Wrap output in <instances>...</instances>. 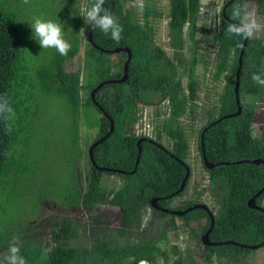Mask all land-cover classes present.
<instances>
[{
  "label": "trees",
  "instance_id": "trees-1",
  "mask_svg": "<svg viewBox=\"0 0 264 264\" xmlns=\"http://www.w3.org/2000/svg\"><path fill=\"white\" fill-rule=\"evenodd\" d=\"M7 2L0 0V94H7L15 115L20 118L25 87L17 81L20 74L18 63L26 46L22 26L12 11H8ZM214 2L208 0L205 7ZM246 2H252L256 15L264 17V0H223L219 21L209 36L208 27L198 24L204 9L200 0H167L166 11L144 0L141 17H138L140 13L133 6L134 0H106L105 10L112 13L123 27L119 43L98 28L94 29L90 37L91 26L82 17L76 20L71 50L66 56L54 53L47 57L41 69L37 70L38 78L42 86L63 100L68 108L72 128L69 135L72 139L77 136L78 110L82 100L88 107L86 117L90 119L91 114L99 117V132L90 141L92 144L109 131L111 120L115 126L114 131L94 148L95 165L88 153L89 169L85 179L81 176L78 183L65 186L66 194L57 199L61 205L58 207L81 208L89 213L93 209L99 212L100 206L108 205L120 209L123 220L118 227L92 230L94 237L89 245L57 244L46 254L42 253L40 242L34 235L33 230L37 226L33 228V223L27 234L21 233L9 238L0 231V264H7L8 249L14 237L18 239L21 255L27 264H138L142 259L155 264L156 253L161 254L164 264H248L245 256L252 249L230 243L203 245L199 240L200 250L192 252L195 257L184 256L179 247L162 246L170 241L167 229H171L175 237L179 236L180 226L175 221L178 218L183 221V228L192 235L195 234L196 228L193 227L197 222L206 220L200 231L202 233L209 226L207 211L195 207L196 203L208 204L200 199V192L195 188L197 199H186L182 203L181 208L188 209L186 213L160 211L150 205V200L162 197L157 204L168 208L172 198H184L187 195L193 177L188 161L189 140L195 134L200 163L210 176L207 191L212 196L218 193L216 212L212 208L215 223L209 239L214 242L233 240L248 245L258 244L264 239V211L247 205V200L264 186V143L259 142L251 131L255 119V101L241 100V95L247 94L264 101V87L257 86L251 80L252 73L264 75V36L247 38L244 46L238 86L241 112L216 121L237 110L235 71L244 39L226 29L230 24H235L229 20L238 24L242 22L243 5ZM92 3L93 0H90L88 7ZM237 11L238 17L234 15ZM151 17L167 18L169 35L172 37L168 43L173 51L171 56L157 45ZM82 28L87 32L85 62L83 67L77 64L72 71H66V67L70 66L69 61L80 50ZM117 47H127L131 54L127 78L124 82L106 83L107 80L118 79L123 75L128 53L126 50L113 51ZM162 59H165L164 63H161ZM199 67L209 71L213 83L226 76L219 92L213 91V88H204L201 78L203 74L197 73ZM83 69L85 81H82ZM184 72L186 77L183 80ZM96 88L93 98L91 93ZM138 104L153 108L151 117L156 123L153 122V134L147 139L155 143L147 139L140 142L139 161L135 171L130 173L135 165L137 140L143 137L132 133L138 119ZM13 119L8 122L0 120V185L6 183L12 173L7 170L10 152L17 145L14 138L16 131H20L19 126L13 129ZM197 122H200V126L195 132L193 124ZM17 123H20V119ZM204 128L202 143L206 159L213 164L223 161L229 164L217 165L213 169L204 166L201 146ZM164 135L169 140L168 144L162 141ZM256 158L263 160V165L250 164L248 161L233 164L238 160ZM187 168L190 169V175L185 189L167 198L180 189ZM105 174L121 177L124 185L106 192L100 186V180ZM255 202L264 208V188L255 197ZM146 209L152 216L139 231L140 239L124 245L120 239L126 237L135 222L138 226L140 218L136 221V217L141 210ZM165 217L169 219L164 221ZM95 221L101 223L99 219ZM49 234L75 237L77 232L65 215L51 221Z\"/></svg>",
  "mask_w": 264,
  "mask_h": 264
},
{
  "label": "rangeland",
  "instance_id": "rangeland-1",
  "mask_svg": "<svg viewBox=\"0 0 264 264\" xmlns=\"http://www.w3.org/2000/svg\"><path fill=\"white\" fill-rule=\"evenodd\" d=\"M206 3L208 0H201ZM213 5H208L202 11V17L199 19V25L208 27L207 36L211 35L212 29L219 21L220 7L223 0H214ZM90 0H29L25 4L24 0H8V11L18 20L22 26L23 42L26 46L23 56L18 63L20 74L17 81L22 82L24 88V100L21 108V115L14 116L12 125L19 126L20 131H16L17 145L10 152V161L7 170H11V178L0 185V231L7 237L27 234L30 231V225L37 226L34 231L36 239L39 240L42 253L46 254L57 244L78 246L89 245L93 240L91 231H100L110 227H118L123 220V213L120 209L112 208L108 205L100 206L99 212L93 209L86 213L81 208H65L61 206L57 199L66 194L65 186L70 183H78V178L82 176L85 179L89 169L88 148L98 134L100 122L96 114H91V118L86 117L87 105L81 102L78 110L77 136L72 139V128L68 117V108L64 101L55 97L52 92L42 86L38 78V69H41L43 61L51 55L58 53L55 49H42L38 42L33 38V32L30 27L34 16H41L46 20H52L59 23L63 29L64 38L71 43L73 41V29L76 20L80 18L81 7L88 8ZM151 6L167 10V0H149ZM242 22L255 20L259 28L254 31L251 37L264 36V17H258L254 11L252 2H246L243 5ZM138 17H141L142 9L136 7ZM83 18V17H82ZM155 27V40L157 45L163 47L169 56L173 54L171 46L168 44L172 40L167 27V18L151 17ZM87 32L83 28L80 32V50L77 56L69 61L70 66L66 71H72L77 64H84V49L87 42ZM115 57V56H114ZM113 58V57H112ZM114 59V58H113ZM165 59L161 60L164 63ZM111 63V61H109ZM112 64V63H111ZM82 81H85V71L82 70ZM183 73V80L186 77ZM197 73L202 75L204 88H213V91H220L225 77L217 82H212L209 78V71H204L200 67ZM109 75V74H108ZM51 90V89H50ZM92 95V93H91ZM214 97V95H213ZM256 98V97H255ZM254 97L247 94L241 95L242 102L254 101ZM153 108L138 104L137 116L140 121H149L152 125L156 120L152 119ZM255 119L251 125L252 135L256 136L259 142L264 143V101L260 99L255 101L254 106ZM20 119V123L17 120ZM192 119H189L190 122ZM191 123V124H192ZM200 123V122H199ZM198 122L193 124L195 132L200 126ZM17 126V127H16ZM136 130V127L134 128ZM232 131V127L230 126ZM162 141L168 144L169 140L164 135ZM190 155L189 164L192 167L193 177L187 195L184 198H172L168 202L166 209H178L180 203L186 199H197L195 190L200 192L201 200L209 203L216 211L218 194L210 195L207 191L209 186V176L204 172L200 163V157L196 146V135L190 136ZM87 167V168H86ZM133 171V170H132ZM131 171V172H132ZM82 179V182H83ZM124 185V180L116 175H104L100 180V186L109 190L120 188ZM206 189V190H205ZM217 190V188H215ZM264 204V203H263ZM63 208V209H62ZM156 214V213H155ZM69 217L72 227L76 230L75 237L72 236H52L49 234V224L52 220H59L63 216ZM157 215V214H156ZM152 213L146 209L141 210L136 221L138 226L133 224L126 237L120 239L124 245L133 244L140 239L139 231L147 224ZM158 216V215H157ZM99 219L101 223H97ZM169 218L165 217L164 221ZM180 233L175 237L171 229H167L170 237L167 245L162 246L179 247L180 250L190 252L199 250V232L205 225L206 220H201L194 225L195 234L183 228L182 220L178 218ZM133 222V223H134ZM165 229V227H164ZM202 233V232H201ZM202 234H200L201 236ZM251 255L261 256L258 264H264V245L257 248H251ZM124 253V252H123ZM161 254L156 253V263L164 264ZM108 264V263H106ZM153 264V263H151ZM218 264V263H214Z\"/></svg>",
  "mask_w": 264,
  "mask_h": 264
},
{
  "label": "clouds",
  "instance_id": "clouds-1",
  "mask_svg": "<svg viewBox=\"0 0 264 264\" xmlns=\"http://www.w3.org/2000/svg\"><path fill=\"white\" fill-rule=\"evenodd\" d=\"M105 2L106 0H93L91 7H81L80 16L83 17L85 23L88 26H91L92 29L98 28L106 35L110 34V38L119 43L122 38L121 33L123 32V27L118 23L117 18L112 13L105 10ZM24 3H29V0H24ZM133 6L142 9L144 7V0H134ZM234 15L238 17L239 11L234 13ZM30 27L33 32V38L38 42L42 49H55L62 56H66L71 50V44L64 38L63 29L59 23L52 20H46L41 16H34ZM258 28L259 25L256 21L251 20L250 22H241L240 24H230L226 30L234 36L247 39L250 38ZM251 80L257 86L264 87V75L260 73H252ZM14 116L15 112L7 94H0V120L8 122L14 118ZM132 133L135 135H141L145 138H149L153 134L152 130L150 131V134H137L135 131H132ZM206 206L208 207V205ZM8 253L9 254L6 257L7 264H27L25 257L21 255L18 239L16 237L13 238ZM140 261H145L148 264H151L145 259Z\"/></svg>",
  "mask_w": 264,
  "mask_h": 264
},
{
  "label": "water",
  "instance_id": "water-1",
  "mask_svg": "<svg viewBox=\"0 0 264 264\" xmlns=\"http://www.w3.org/2000/svg\"><path fill=\"white\" fill-rule=\"evenodd\" d=\"M225 8H226V7H224V8L222 9V14H223V15H224V12H225ZM227 20H229V19H227ZM229 21H230L231 23L238 24V23H236V22H234V21H231V20H229ZM93 31H94V29L91 28V29H90V37H92V33H93ZM246 40H247V39H244V40H243V45H242V47H241V49H240V51H239V55H238V66H237L236 71H235V84H234V91H235V99H236V103H237V110H236L234 113L226 114V115H223V116L219 117L216 121L221 120L222 118H225V117H232V116L237 115V114H239V113L241 112V105H240V103H239L238 86H239V73H240V70H241V64H242V54H243L244 46H245V44H246ZM98 47H99V46H98ZM102 49H103V48H102ZM120 50H126L127 53H128V55H127V57H126V59H125V61H124L123 75H122L120 78H118V79L107 80V81H105L106 83H109V82H124V81L126 80V78H127L128 62H129V59H130V55H131V54H130V51H129V49H128L127 47H117V48H115L113 51L118 52V51H120ZM102 84H103V82L100 83L98 86L100 87V86H102ZM97 88H98V87H97ZM97 88L94 89V90L92 91V95H91V96H92L93 98H94V96H95V92H96ZM114 126H115V125H114V122H113V120H111V127H110L109 131H108L103 137H101L100 139L96 140L93 144L90 145V147H89V149H88V153H89V156H90V158H91V161H92V164H93V165H95V163H94V159H93V150H94V148H95L99 143L103 142V141H104V140H105V139H106V138H107V137H108V136L114 131ZM208 126H210V124H209ZM205 129H206V128H204L203 131H202V133H201V146H202V157H203V164H204V166H205L207 169H213V168H214L215 166H217V165H227V164H229V163H227V161H223V163L213 164V163H210V161H208V160L206 159L205 154H204V147H203V143H202V137H203V134H204ZM145 139H147V138L143 137V138H139V139L137 140V155H136L135 165H134V169H133V171L130 172V173H133V172L135 171L136 167H137V164H138V161H139V156H140V153H141L140 142L143 141V140H145ZM147 140H149V139H147ZM149 141H152V140H149ZM152 142H154V141H152ZM154 143H155V142H154ZM158 145H159V144H158ZM159 146H161V145H159ZM172 156H173V155H172ZM173 157H174V156H173ZM177 159H178L179 161H181L180 158H177ZM243 161H248V163H250V164H254V165H259V164L263 165V160L258 159V158L253 159V160H238V161H235V163H233V164H240V163H243ZM102 169H103V168H102ZM115 172H118V173H125L124 171H121V170H115ZM189 173H190V169L187 168V173H186V176L184 177V180L182 181V184H181L180 189H179L177 192H175L174 194L168 196L167 198H170V197H172L173 195H177V194H179L180 192H182V191L185 189L186 184H187V181H188V178H189V175H190ZM263 188H264V186H262V188H261L256 194H254L252 197H250V198L247 200V205H248V207H251V208H254V209H259V210H261V211H264V208L261 207V206H259V205H257L256 202H255V197H256V196L262 191ZM157 201H158V198H157V199H152V200L150 201V205H151L153 208L157 209V210H160V211L163 210V211H165V212H168V209H162V208H160V207L157 205ZM195 207H197V208H202V209L206 210L207 213H208V215H209V217H210V224H209V227H208V229L206 230V232L204 233V235H203V237H202V241H203V243H204L205 245H218V244H229V243H230V244H234V245H239L240 247L257 248V247H259V246H261V245L264 244V239H263L262 242H260V243H258V244H252V245L238 243V242L233 241V240L215 241V242H214V241H210V240H209V237H208V234H209V232L211 231V229L213 228V225H214V222H215L214 216H213L212 213L208 210V208H207V206H206L205 204L198 203V204L195 205ZM187 211H188V209H186V210L183 211V212H180V211H178V210H170L171 213H178V214L186 213Z\"/></svg>",
  "mask_w": 264,
  "mask_h": 264
},
{
  "label": "built area",
  "instance_id": "built-area-1",
  "mask_svg": "<svg viewBox=\"0 0 264 264\" xmlns=\"http://www.w3.org/2000/svg\"><path fill=\"white\" fill-rule=\"evenodd\" d=\"M207 4H208V1L206 3H202V1H201V6H204ZM151 129H152V125L149 124L148 120L145 122L138 120V123L136 124V131L135 132L137 134H150ZM144 262L145 261H140L138 264H144Z\"/></svg>",
  "mask_w": 264,
  "mask_h": 264
},
{
  "label": "flooded vegetation",
  "instance_id": "flooded-vegetation-1",
  "mask_svg": "<svg viewBox=\"0 0 264 264\" xmlns=\"http://www.w3.org/2000/svg\"><path fill=\"white\" fill-rule=\"evenodd\" d=\"M262 24H264V23H262ZM262 24H261V26H262ZM254 101H256V100H254ZM261 101V100H260ZM202 166V165H201ZM207 175H208V173L206 172V171H204ZM209 176V175H208ZM209 180H210V176H209ZM208 180V181H209ZM210 182V181H209ZM217 191V190H216ZM216 194H218V193H216ZM158 198V201L160 200V199H162V197H157ZM157 198H153V199H157ZM217 199H218V197H217ZM217 199H216V201H217ZM151 201V200H150ZM157 201V202H158ZM208 204V210L212 213V215L214 216V219H215V212H214V210H212V208L213 207H211L210 205H209V203H207ZM158 205V204H157ZM159 206V205H158ZM181 206H182V203H180L179 204V206H178V209H175V208H173V209H171V208H169L170 210H178V211H180V212H183V211H185L186 209H184V208H181ZM160 207V206H159ZM160 208H162V207H160ZM162 209H166V208H162ZM168 209V212H170V210ZM214 209V208H213ZM171 213V212H170ZM209 216V215H208ZM209 220H210V217H209ZM215 223V222H214ZM210 224V223H209ZM214 226V225H213ZM209 227V226H208ZM208 227H207V229H208ZM206 229V230H207ZM206 230L203 232V233H200V234H202L201 236H200V234H199V240L201 241V243L203 244V245H205L204 243H203V241H202V237H203V235H204V233L206 232ZM212 230V229H211ZM210 233V232H209ZM208 236H209V234H208ZM210 240V239H209ZM211 241V240H210ZM200 250V249H199ZM195 251H198V250H195ZM215 263V262H214Z\"/></svg>",
  "mask_w": 264,
  "mask_h": 264
},
{
  "label": "crops",
  "instance_id": "crops-1",
  "mask_svg": "<svg viewBox=\"0 0 264 264\" xmlns=\"http://www.w3.org/2000/svg\"><path fill=\"white\" fill-rule=\"evenodd\" d=\"M258 16V15H257ZM258 17H260V16H258ZM261 28H262V26H261ZM138 123V120L135 122V124H134V126H133V129H132V131H136V130H134V128L136 127V124ZM152 130V129H151ZM201 232H199V234H200ZM209 237V236H208ZM264 245V244H263ZM184 252V256H186V255H193L194 257H195V255L192 253L193 251H190V252H186V251H183ZM194 252H196V251H194ZM260 260H261V256H259V255H251L250 253H248L246 256H245V261L248 263V264H258L259 262H260ZM213 264H214V262H213Z\"/></svg>",
  "mask_w": 264,
  "mask_h": 264
},
{
  "label": "bare ground",
  "instance_id": "bare-ground-1",
  "mask_svg": "<svg viewBox=\"0 0 264 264\" xmlns=\"http://www.w3.org/2000/svg\"><path fill=\"white\" fill-rule=\"evenodd\" d=\"M144 264H147L146 262H144Z\"/></svg>",
  "mask_w": 264,
  "mask_h": 264
}]
</instances>
